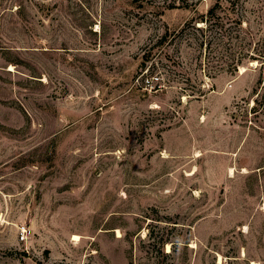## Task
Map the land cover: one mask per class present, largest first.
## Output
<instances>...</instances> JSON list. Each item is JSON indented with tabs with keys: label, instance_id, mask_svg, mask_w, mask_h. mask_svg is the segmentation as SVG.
<instances>
[{
	"label": "rangeland",
	"instance_id": "374dc122",
	"mask_svg": "<svg viewBox=\"0 0 264 264\" xmlns=\"http://www.w3.org/2000/svg\"><path fill=\"white\" fill-rule=\"evenodd\" d=\"M262 55L264 0H0V264H264Z\"/></svg>",
	"mask_w": 264,
	"mask_h": 264
},
{
	"label": "trees",
	"instance_id": "16d2710c",
	"mask_svg": "<svg viewBox=\"0 0 264 264\" xmlns=\"http://www.w3.org/2000/svg\"><path fill=\"white\" fill-rule=\"evenodd\" d=\"M214 14H215V7H212L208 11V18H202V22L205 23V24H211ZM195 29L198 30V31H202L203 30L202 27H197V26H195ZM262 56L264 58V55H262ZM251 58L254 59L253 56H251Z\"/></svg>",
	"mask_w": 264,
	"mask_h": 264
},
{
	"label": "built area",
	"instance_id": "2783aa9c",
	"mask_svg": "<svg viewBox=\"0 0 264 264\" xmlns=\"http://www.w3.org/2000/svg\"><path fill=\"white\" fill-rule=\"evenodd\" d=\"M27 230H26V228L25 227H23L22 228V232H21V234H22V240H25L26 239V237H27Z\"/></svg>",
	"mask_w": 264,
	"mask_h": 264
},
{
	"label": "bare ground",
	"instance_id": "6f19581e",
	"mask_svg": "<svg viewBox=\"0 0 264 264\" xmlns=\"http://www.w3.org/2000/svg\"><path fill=\"white\" fill-rule=\"evenodd\" d=\"M245 71V69L244 68H242V72H244ZM233 171H234V169H231V173L233 174ZM80 239V237H79V235H74V240H76V241H78ZM170 247V246H169ZM168 247V248H169Z\"/></svg>",
	"mask_w": 264,
	"mask_h": 264
}]
</instances>
